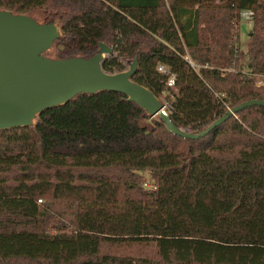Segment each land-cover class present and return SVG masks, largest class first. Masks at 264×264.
I'll list each match as a JSON object with an SVG mask.
<instances>
[{
    "label": "trees",
    "instance_id": "trees-1",
    "mask_svg": "<svg viewBox=\"0 0 264 264\" xmlns=\"http://www.w3.org/2000/svg\"><path fill=\"white\" fill-rule=\"evenodd\" d=\"M213 1L0 0V10L57 22L55 59L104 43L106 72L136 60L132 79L164 94L175 126L195 135L264 100V0ZM0 264H264V106L194 139L100 91L0 130Z\"/></svg>",
    "mask_w": 264,
    "mask_h": 264
},
{
    "label": "water",
    "instance_id": "water-1",
    "mask_svg": "<svg viewBox=\"0 0 264 264\" xmlns=\"http://www.w3.org/2000/svg\"><path fill=\"white\" fill-rule=\"evenodd\" d=\"M61 35L55 23L38 22L27 14L0 10V130L30 126L35 118L52 107L60 106L80 94L111 91L123 94L150 116H158L173 134L197 139L221 124L230 114L264 100H247L215 120L205 131L191 134L175 126L166 106L147 87L132 76L137 61L126 70L108 73L104 59L112 49L104 43L90 58L55 59L44 56Z\"/></svg>",
    "mask_w": 264,
    "mask_h": 264
},
{
    "label": "rangeland",
    "instance_id": "rangeland-1",
    "mask_svg": "<svg viewBox=\"0 0 264 264\" xmlns=\"http://www.w3.org/2000/svg\"><path fill=\"white\" fill-rule=\"evenodd\" d=\"M211 4H209L210 6L212 5H217V4H220L221 2L220 1H217V0H214L213 2H210ZM33 18H35L38 22H41L40 20V17H38V15L34 14L32 16ZM251 21H252V24H251ZM57 24V22L55 23ZM57 26L59 27V25L57 24ZM252 28H253V19H252V16H251V19L250 20H246V19H240V22H239V29H238V37H239V46H240V49L241 51H245L246 50V47H247V42L249 41V36H250V32L252 31ZM61 49L59 47V45H56V43H53L52 46L50 47V49L45 52L44 56L46 57H49V58H54L55 57V54L57 52H59ZM242 63H247V60L246 58L244 59H241ZM128 65L126 66V69L128 68ZM263 77H259L258 79H260V81L257 82L258 85H261V84H264V79H262ZM164 94L162 95V97L160 98V101L166 105V100L164 99ZM166 110H167V107H166ZM145 181H146V184H150L151 182V179L148 175V172L145 171ZM123 251V249H122ZM143 251V248L141 247H130V248H126L124 249V253H139V252H142Z\"/></svg>",
    "mask_w": 264,
    "mask_h": 264
},
{
    "label": "built area",
    "instance_id": "built-area-1",
    "mask_svg": "<svg viewBox=\"0 0 264 264\" xmlns=\"http://www.w3.org/2000/svg\"><path fill=\"white\" fill-rule=\"evenodd\" d=\"M246 13H243V15H245ZM249 16H252V12H248ZM157 70L160 73L166 74L168 75L167 78V82L166 85L168 88H173L175 86V76L174 74H172L166 67H164L163 65H158L157 66ZM166 106V105H165ZM167 107V106H166Z\"/></svg>",
    "mask_w": 264,
    "mask_h": 264
},
{
    "label": "crops",
    "instance_id": "crops-1",
    "mask_svg": "<svg viewBox=\"0 0 264 264\" xmlns=\"http://www.w3.org/2000/svg\"><path fill=\"white\" fill-rule=\"evenodd\" d=\"M219 1V0H217ZM248 12H250V10H244L242 13H241V19H246V20H250L251 19V16L248 15ZM252 12V11H251ZM243 13H246L245 15H243ZM251 24H252V21H251ZM239 29V28H238ZM247 60V59H246Z\"/></svg>",
    "mask_w": 264,
    "mask_h": 264
}]
</instances>
